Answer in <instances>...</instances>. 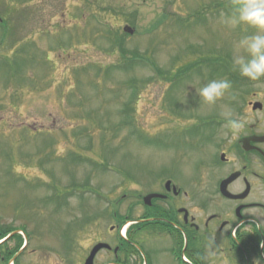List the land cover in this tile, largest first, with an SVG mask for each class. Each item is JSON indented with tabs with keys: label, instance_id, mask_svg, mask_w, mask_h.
Masks as SVG:
<instances>
[{
	"label": "rangeland",
	"instance_id": "1",
	"mask_svg": "<svg viewBox=\"0 0 264 264\" xmlns=\"http://www.w3.org/2000/svg\"><path fill=\"white\" fill-rule=\"evenodd\" d=\"M232 5L233 0H0V62H6L5 69L0 66V225L25 230L28 245L17 264H74L96 239L111 241L109 215L88 223L89 216L106 205L113 210L125 196L118 209L123 214L160 177L199 193L194 179L214 166L178 130L211 114L226 122L227 110L237 118L231 105H243L264 89V78L250 81L232 68L235 43L252 32L223 23ZM125 25L132 35L122 33ZM117 44L136 64L108 67L122 55ZM12 57L18 58L12 63ZM207 60L218 67L212 70ZM173 76L184 81L182 87L171 88ZM212 79L229 80L231 89L206 105L189 85ZM131 87L137 88L134 95ZM174 102L179 112L170 114ZM127 105L131 128L120 123ZM241 116H247L245 109ZM257 117L264 119V111ZM211 172L199 182L206 193L214 182ZM71 182L88 185L66 189ZM151 246L155 264H181L162 241L153 239ZM200 246L205 264H241L223 242ZM249 259L264 264L262 256Z\"/></svg>",
	"mask_w": 264,
	"mask_h": 264
},
{
	"label": "flooded vegetation",
	"instance_id": "2",
	"mask_svg": "<svg viewBox=\"0 0 264 264\" xmlns=\"http://www.w3.org/2000/svg\"><path fill=\"white\" fill-rule=\"evenodd\" d=\"M256 101L262 104L261 110L252 109L251 104ZM244 107L247 114L243 120L245 126L240 135L235 137L228 132L227 122L216 118L214 114L205 121L198 119L185 123L186 129L192 123L205 127L198 147L204 158H211L210 168L214 166L216 169L212 168L211 172L206 166L203 173L205 176L210 172L213 174L211 180L214 182L207 188V193L202 191L199 183L204 178L203 174L195 184L200 197H195L198 204L189 207L188 202L194 201L192 194L180 187L176 188L178 193H175L173 181L160 177L153 193L164 195L165 198L153 199L147 207L142 204L131 208L127 206L125 214L128 209L134 213L138 206L143 207L141 214L134 213V219L115 211L118 220L111 226L108 234L111 241L107 242L111 248L99 250L93 264H155L153 249L156 248L151 246L153 239L162 241L165 251L173 250L176 255L178 252L184 256L195 255L191 259L195 264H200V245L203 241L225 242L227 249L234 251L235 247H239L245 256L253 247H258V241H264V141L251 139L264 136V119L254 118L256 112L264 111V90L262 93H251ZM241 114L239 118H243ZM243 138L249 140L241 142ZM205 146L209 148L204 149ZM232 173H238L239 176L227 186V190L233 195H241L248 188L249 192L243 199H228L219 192L220 182ZM167 181H172L168 190L165 185ZM221 200L224 202L221 203ZM117 208L122 209V203ZM184 210L188 211L186 217ZM129 220L132 229L127 230L126 227L123 236L122 228ZM233 230H236L234 235ZM101 240L96 239L74 264H84L91 248Z\"/></svg>",
	"mask_w": 264,
	"mask_h": 264
},
{
	"label": "clouds",
	"instance_id": "3",
	"mask_svg": "<svg viewBox=\"0 0 264 264\" xmlns=\"http://www.w3.org/2000/svg\"><path fill=\"white\" fill-rule=\"evenodd\" d=\"M223 23L230 28L245 26L252 29L234 45L232 68L241 77L250 81L264 78V0H233L232 12L224 17ZM194 89L203 104L214 105L231 89L227 79H212ZM226 127L232 136H238L244 129L242 118H234L231 110L224 112Z\"/></svg>",
	"mask_w": 264,
	"mask_h": 264
},
{
	"label": "water",
	"instance_id": "4",
	"mask_svg": "<svg viewBox=\"0 0 264 264\" xmlns=\"http://www.w3.org/2000/svg\"><path fill=\"white\" fill-rule=\"evenodd\" d=\"M124 30H125L126 32H128V33H132V30H130V29L127 28V27L124 28ZM259 106H260L259 104H256V105L254 106V109L257 108V107H259ZM262 139L264 140V138H262ZM235 177H236V175H232V176H230L227 180H225L224 182H222L220 189H221V192H222L225 196H228V197H231V198H238V197H240V196H231L229 193H227V192L225 191L226 186L228 185V183H230ZM168 184H169V183H167V185H168ZM245 195H246V193H244L241 197H243V196H245ZM155 197H158V196L155 195V194H149V195L145 196V197L143 198L144 204H146V205H150V201H151V199H152V198H155ZM102 247H107V245L99 244V245L95 246V247L92 249L91 254L89 255V257H88L87 260H86V264H91V263H92V260H93V257H94V255H95V253L98 251V249H100V248H102Z\"/></svg>",
	"mask_w": 264,
	"mask_h": 264
},
{
	"label": "trees",
	"instance_id": "5",
	"mask_svg": "<svg viewBox=\"0 0 264 264\" xmlns=\"http://www.w3.org/2000/svg\"><path fill=\"white\" fill-rule=\"evenodd\" d=\"M120 50L122 51V48H120ZM120 51V52H121ZM121 54H122V58H123V61L127 64V65H130V63H131V58H127L126 57V52L124 53V52H121ZM202 63V62H201ZM201 63H199V64H196V66H200L201 65ZM225 65H227V63L225 64ZM187 66V65H186ZM222 66H224V65H222ZM222 66L220 67V70H222ZM193 68V66H191V68L189 69V70H191ZM189 70H187V72L189 71ZM201 71L199 70V73H200ZM106 156V154H104L103 155V159L105 160V157ZM76 184H73V186H75ZM10 231H12V230H10V229H7V228H3V227H0V240L7 234V233H9ZM19 240V239H18ZM20 244H21V239L18 241V244L16 245V247L14 248V249H4V245L5 244H1L0 245V249H1V251H0V257H2L4 260H5V262H7V260L9 259V258H11L12 256H13V254H14V252L19 248V246H20ZM193 257H195V255L193 256Z\"/></svg>",
	"mask_w": 264,
	"mask_h": 264
}]
</instances>
